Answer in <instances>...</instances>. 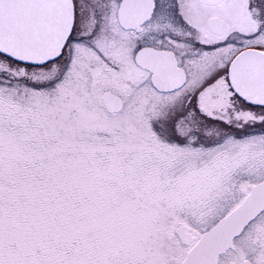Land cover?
Returning a JSON list of instances; mask_svg holds the SVG:
<instances>
[{
  "label": "snow or ice",
  "instance_id": "snow-or-ice-1",
  "mask_svg": "<svg viewBox=\"0 0 264 264\" xmlns=\"http://www.w3.org/2000/svg\"><path fill=\"white\" fill-rule=\"evenodd\" d=\"M0 264H264V0H0Z\"/></svg>",
  "mask_w": 264,
  "mask_h": 264
}]
</instances>
